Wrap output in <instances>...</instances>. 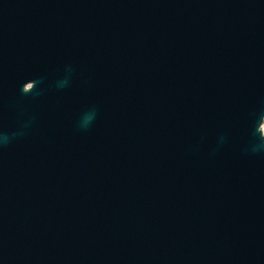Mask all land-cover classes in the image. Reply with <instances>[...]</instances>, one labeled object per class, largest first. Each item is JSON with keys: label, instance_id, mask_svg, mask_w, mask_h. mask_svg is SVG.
<instances>
[{"label": "water", "instance_id": "1", "mask_svg": "<svg viewBox=\"0 0 264 264\" xmlns=\"http://www.w3.org/2000/svg\"><path fill=\"white\" fill-rule=\"evenodd\" d=\"M264 0H0V264H264Z\"/></svg>", "mask_w": 264, "mask_h": 264}, {"label": "bare ground", "instance_id": "2", "mask_svg": "<svg viewBox=\"0 0 264 264\" xmlns=\"http://www.w3.org/2000/svg\"><path fill=\"white\" fill-rule=\"evenodd\" d=\"M261 128H262V131H263V134H264V121H263V123H262Z\"/></svg>", "mask_w": 264, "mask_h": 264}]
</instances>
